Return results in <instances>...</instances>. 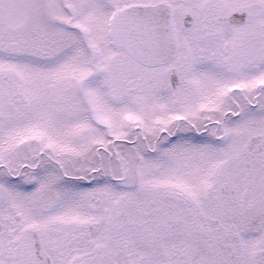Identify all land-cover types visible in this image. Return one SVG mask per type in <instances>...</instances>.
I'll return each instance as SVG.
<instances>
[{
	"label": "snow or ice",
	"instance_id": "6c2138e0",
	"mask_svg": "<svg viewBox=\"0 0 264 264\" xmlns=\"http://www.w3.org/2000/svg\"><path fill=\"white\" fill-rule=\"evenodd\" d=\"M0 264H264V0H0Z\"/></svg>",
	"mask_w": 264,
	"mask_h": 264
}]
</instances>
